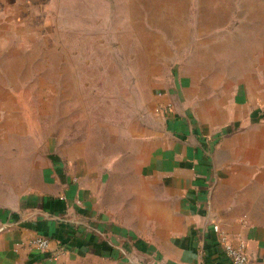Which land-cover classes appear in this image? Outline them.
<instances>
[{"label":"crops","instance_id":"0c3cea01","mask_svg":"<svg viewBox=\"0 0 264 264\" xmlns=\"http://www.w3.org/2000/svg\"><path fill=\"white\" fill-rule=\"evenodd\" d=\"M11 1L0 0V33L8 7L14 17ZM257 78L210 91L186 77L156 99L170 112L133 125L108 152L84 144L56 156L51 142L39 147L22 134L15 106L0 104V264H233L214 224L246 241L249 264H264ZM37 235L66 254L53 259L31 248Z\"/></svg>","mask_w":264,"mask_h":264},{"label":"rangeland","instance_id":"374dc122","mask_svg":"<svg viewBox=\"0 0 264 264\" xmlns=\"http://www.w3.org/2000/svg\"><path fill=\"white\" fill-rule=\"evenodd\" d=\"M11 2L0 104L54 155L84 144L108 152L133 125L170 112L156 99L186 77L210 91L264 77V0Z\"/></svg>","mask_w":264,"mask_h":264},{"label":"built area","instance_id":"2783aa9c","mask_svg":"<svg viewBox=\"0 0 264 264\" xmlns=\"http://www.w3.org/2000/svg\"><path fill=\"white\" fill-rule=\"evenodd\" d=\"M213 230L217 234L219 242L223 248L225 256L233 264H249V254L247 251V243L243 239L234 240L226 233L219 224L213 225ZM52 240L47 235H37L29 241V246L41 252H49L50 257L58 259L65 255L67 249L64 245H59L58 248L52 249Z\"/></svg>","mask_w":264,"mask_h":264}]
</instances>
